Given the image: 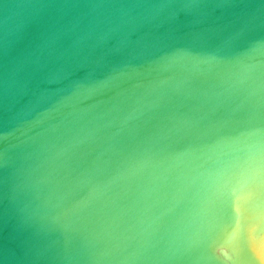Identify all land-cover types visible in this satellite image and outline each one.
<instances>
[{
  "label": "water",
  "instance_id": "1",
  "mask_svg": "<svg viewBox=\"0 0 264 264\" xmlns=\"http://www.w3.org/2000/svg\"><path fill=\"white\" fill-rule=\"evenodd\" d=\"M0 264H264V0H0Z\"/></svg>",
  "mask_w": 264,
  "mask_h": 264
}]
</instances>
